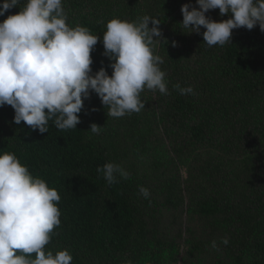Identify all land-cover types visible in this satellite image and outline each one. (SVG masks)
Wrapping results in <instances>:
<instances>
[{
	"label": "trees",
	"instance_id": "16d2710c",
	"mask_svg": "<svg viewBox=\"0 0 264 264\" xmlns=\"http://www.w3.org/2000/svg\"><path fill=\"white\" fill-rule=\"evenodd\" d=\"M184 4L199 7L196 0H62L69 26L99 36L92 74L101 67L113 73L103 44L111 19L161 20L168 43H157L154 54L163 59L168 94L145 87L139 113L109 117L91 91L76 128L59 130L49 121L40 133L16 124L11 105L0 106V154L15 153L61 196V224L46 252L67 249L71 264H264V31L259 23L241 26L231 42L209 47L204 26L199 33L182 29ZM232 15L206 13L216 21ZM176 84L193 92L181 94ZM93 123L103 127L99 134L90 131ZM108 162L127 170L128 179L109 184L97 171Z\"/></svg>",
	"mask_w": 264,
	"mask_h": 264
},
{
	"label": "clouds",
	"instance_id": "9594fccd",
	"mask_svg": "<svg viewBox=\"0 0 264 264\" xmlns=\"http://www.w3.org/2000/svg\"><path fill=\"white\" fill-rule=\"evenodd\" d=\"M199 7L182 5V29L199 33L209 47L231 42L232 30L246 26L251 30L259 23L264 31V0H196ZM20 0H3L0 15ZM220 16L216 21L206 16L212 9ZM191 9V10H190ZM62 0H27L17 14L0 22V106L11 105L14 122H26L40 133L49 130L52 121L59 130L74 129L80 122L84 100L94 91L106 106L109 117H123L145 108L140 93L145 89L168 94L166 72L159 67L162 57L154 54L157 43H165L161 20L145 15L137 21L113 18L103 35L104 55L112 61V75L106 68L92 74L91 52L99 36L87 27L69 26ZM152 27H149V21ZM176 46V42H172ZM181 94L192 93L191 86ZM47 109V111H45ZM103 127L93 123L90 131L99 134ZM97 171L112 184L117 177L128 179L121 165L108 162ZM140 193L150 192L141 186ZM61 196L47 182L33 177L15 153L0 154V264H71L72 255L65 249L45 251L53 229L61 224L57 202ZM221 243L227 245L224 237ZM211 246L219 250L217 241ZM17 250H19L18 254ZM35 254L34 259L26 258Z\"/></svg>",
	"mask_w": 264,
	"mask_h": 264
},
{
	"label": "rangeland",
	"instance_id": "374dc122",
	"mask_svg": "<svg viewBox=\"0 0 264 264\" xmlns=\"http://www.w3.org/2000/svg\"><path fill=\"white\" fill-rule=\"evenodd\" d=\"M179 171L181 172V175L183 178H186L187 176V173H186V168L184 166H180V165H177ZM184 182V181H183ZM183 185L185 186V183H183ZM197 221H195V225H196Z\"/></svg>",
	"mask_w": 264,
	"mask_h": 264
}]
</instances>
